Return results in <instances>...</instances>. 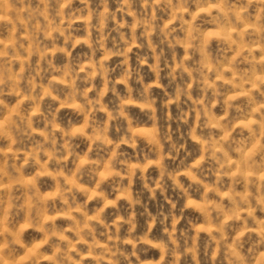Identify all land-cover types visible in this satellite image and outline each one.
<instances>
[{
  "label": "clouds",
  "instance_id": "1",
  "mask_svg": "<svg viewBox=\"0 0 264 264\" xmlns=\"http://www.w3.org/2000/svg\"><path fill=\"white\" fill-rule=\"evenodd\" d=\"M0 264H264V0H0Z\"/></svg>",
  "mask_w": 264,
  "mask_h": 264
}]
</instances>
